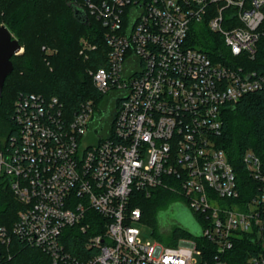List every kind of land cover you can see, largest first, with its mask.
<instances>
[{"label": "built area", "instance_id": "built-area-1", "mask_svg": "<svg viewBox=\"0 0 264 264\" xmlns=\"http://www.w3.org/2000/svg\"><path fill=\"white\" fill-rule=\"evenodd\" d=\"M75 4L106 28V65L89 70L103 100L73 112L57 96L17 98L18 132L0 138V189L22 204L13 235L52 264H264L262 160L246 152L252 182L243 183L217 144L224 108L262 89L264 71L215 60L187 42L194 22L206 20L232 55L254 56L264 0ZM96 48L83 39L80 53ZM159 187L197 214L199 238L141 240L134 223L142 211L133 204ZM71 238L81 251L69 248ZM0 239L11 242L6 227Z\"/></svg>", "mask_w": 264, "mask_h": 264}, {"label": "trees", "instance_id": "trees-1", "mask_svg": "<svg viewBox=\"0 0 264 264\" xmlns=\"http://www.w3.org/2000/svg\"><path fill=\"white\" fill-rule=\"evenodd\" d=\"M71 3L75 0H0V25L5 24L24 47L23 53L12 58L14 70L6 78L0 97V138L17 134L13 114L15 102L23 93L57 96L66 109L73 112L91 98L97 104L103 100L92 83L89 70L106 65L109 50L106 28L89 11H86L88 21H79ZM203 25H192L187 39L190 46L200 47L215 60L238 63L247 71H264V21L254 56L243 53L235 57L224 39L208 28L206 20ZM83 39L97 46L88 57L80 53ZM222 116L223 130L217 144L226 151L240 181L250 183L252 179L244 163L247 151L259 155L264 171V87L244 95L237 103L228 104ZM137 198L133 206L141 208L142 221L148 220L154 225L157 238L170 244L180 237L193 236L182 226L161 230L159 213L180 199L175 192L159 187L152 196L140 194ZM21 207L12 190L1 187L0 227L7 228L12 240L3 243L0 239V264H52L45 251L24 244L13 235ZM166 237L169 238L166 240ZM198 240L202 244V239ZM68 246L74 251L82 250L78 238L69 240Z\"/></svg>", "mask_w": 264, "mask_h": 264}, {"label": "rangeland", "instance_id": "rangeland-1", "mask_svg": "<svg viewBox=\"0 0 264 264\" xmlns=\"http://www.w3.org/2000/svg\"><path fill=\"white\" fill-rule=\"evenodd\" d=\"M203 24H204L203 22H197L195 26L201 27V26H204ZM13 36L16 37L14 34ZM197 48H200V47H197ZM23 52H24V47L21 53ZM158 218H159L160 226L166 229H171L174 226H182L186 228L189 232H191L193 236L200 235L203 233V226L198 220L197 214L192 209H190L181 199L175 201L174 203L169 205L166 209L162 210L159 213ZM134 225H136L140 229V238L143 242L155 243L156 241H160L164 244H167L166 242L157 238L155 234V227L150 221L140 220V221L135 222ZM168 238L169 237H166V240Z\"/></svg>", "mask_w": 264, "mask_h": 264}, {"label": "water", "instance_id": "water-1", "mask_svg": "<svg viewBox=\"0 0 264 264\" xmlns=\"http://www.w3.org/2000/svg\"><path fill=\"white\" fill-rule=\"evenodd\" d=\"M75 12V17L82 23L88 21V16L84 8L81 6L71 3ZM23 50V45L18 38L13 36L11 30L5 25H0V97L3 95V89L6 78L13 72L14 63L12 58L18 55ZM162 231L167 229L161 227ZM196 235V236H201Z\"/></svg>", "mask_w": 264, "mask_h": 264}]
</instances>
